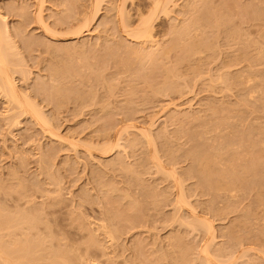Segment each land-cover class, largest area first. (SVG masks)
I'll use <instances>...</instances> for the list:
<instances>
[{"label":"rangeland","instance_id":"374dc122","mask_svg":"<svg viewBox=\"0 0 264 264\" xmlns=\"http://www.w3.org/2000/svg\"><path fill=\"white\" fill-rule=\"evenodd\" d=\"M0 14L45 118L0 91V209L38 218L46 258L264 264V0H0Z\"/></svg>","mask_w":264,"mask_h":264},{"label":"bare ground","instance_id":"6f19581e","mask_svg":"<svg viewBox=\"0 0 264 264\" xmlns=\"http://www.w3.org/2000/svg\"><path fill=\"white\" fill-rule=\"evenodd\" d=\"M158 4H160L159 1L157 2V5ZM4 18L5 17L0 16V91L2 92L3 96L6 98V100L8 102L15 104V108L17 106V108L23 110L24 112L29 113V114L30 113L33 114L38 119H42L40 121L43 123V121L45 122V118H42L43 116H41V118H39V112L40 111H38V109L36 108V106L34 104H33L34 107L31 105L32 102L29 103L28 98L26 99V97L22 96V92L19 90L18 86L16 85L15 78L13 76L14 74L12 73L13 71H11L12 70V67H11L12 63H11L10 58H9V48L5 45L7 40H4V38L6 39L8 36L5 34H8V31H9V30L7 31V29H8V28H6L7 26L5 27V25L3 24L5 22ZM143 22H144L143 23L144 28H142L141 32H143V30H144V32L142 34L150 37V35H151L150 34L151 33V31H150L151 30V27H150L151 24L148 21V19L146 21L144 19ZM5 31H6V33H5ZM141 32L138 33L139 37H141ZM3 34L5 37L3 36ZM61 86H63V85H61ZM61 86H59V88ZM57 89L58 88H56V90ZM62 89L60 88L58 90H62ZM26 100H28V101H26ZM38 119H35V120L37 121ZM43 125L48 126L46 124H43ZM52 132H53V130H52ZM47 133L49 134V132H47ZM53 133L51 136H53V135L56 136V133H54V134ZM181 201H182V198H181ZM181 201H180V199L178 200L179 203H181ZM183 202H182V204H184ZM18 206H19V204H18ZM3 209H4V207H3ZM2 210L0 211V264H72L71 262L73 259L70 260L71 258L68 256L70 254L68 252L65 254V251H63L64 253L62 251H59V254H60V252L63 253L60 256V258L62 257L64 260H62V258L60 259L58 254L55 255L56 257L58 256L57 258L61 261H58L57 258L51 259L52 258L51 256H50L51 258L48 256L51 260L45 257V256H47V255H44V253H43L45 251L48 252L49 255H51L50 252L47 251V248L44 246L45 240H43V236H45V235H43L42 237H39L38 235L35 236V234L33 235V233L29 232V228H30V231H34V230H36V228H37V230L40 229V226L37 227L38 224L37 225L35 224V222L38 219L37 217H36L37 219L33 218L35 216L32 215L33 217L31 218V215H30L31 213H27L28 211H26L25 209H24L25 210L24 212H23V209L22 210L20 209V212L18 209L17 212H19V213H17V214H15V212H14V214H10L8 212H7L8 214H6L5 212L7 211V209L5 212H3ZM9 214H10V216H8ZM40 221H42V220H40ZM36 223H38V222H36ZM40 224H41V222H40ZM24 227H26V228H24ZM33 228H34V230H31ZM11 229H12V231L10 232ZM17 229H18L19 233L23 232L26 229L25 231H27V233H25V231H24V235L21 233V236L23 235L22 237H24L26 235V238L25 237L23 238L25 240V242H23L24 240L21 239L22 237L18 236L20 234L16 233ZM19 229L20 230L22 229V231H20ZM5 230L8 231L9 233L8 232L5 233L6 232ZM28 232H29V235H27ZM5 234H8L9 236L11 235L12 240H14L13 237L17 236L18 238L16 237L17 239H15L13 242L12 240L10 241V238L7 235L6 237L11 242V243H9L8 239L7 240L5 239L6 238ZM31 235H33L35 237L33 238V236H31ZM39 235L41 236V234H39ZM20 239H21V242H20ZM207 248H208V246H207ZM207 248H205V249H207ZM208 250H209V248L207 250H205V252L206 251L208 252ZM55 253H57V252H55ZM47 259L49 260L48 263H47V261H48ZM42 261H44V262H42ZM51 261H52V263H50Z\"/></svg>","mask_w":264,"mask_h":264}]
</instances>
